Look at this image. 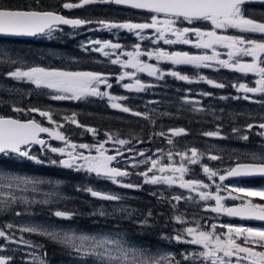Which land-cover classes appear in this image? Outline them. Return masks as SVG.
Returning <instances> with one entry per match:
<instances>
[{
	"label": "snow or ice",
	"instance_id": "snow-or-ice-1",
	"mask_svg": "<svg viewBox=\"0 0 264 264\" xmlns=\"http://www.w3.org/2000/svg\"><path fill=\"white\" fill-rule=\"evenodd\" d=\"M111 3L123 5L131 9L143 10L150 15V22L134 23L122 22L112 23L99 21L105 28L111 30L113 28L125 29L134 33L141 41L151 39L152 43L158 44L163 41L166 45L185 44L192 45L197 49L211 50V55L207 53L193 55L184 51L169 52L162 48L152 50H141V44L137 43L133 46V51L117 53L116 50L122 48L119 43L111 41L101 42L99 40L90 43L98 45L93 51L102 52L105 57L115 54L116 58L111 59L112 64L120 65L124 69H133L134 71H124L118 76V82L123 81L126 77L133 80V83L124 84L123 87L128 90L141 92L146 90L150 85H146L137 78L136 73H147L149 76L163 79L165 73L158 66L147 63L141 57L145 56L148 60L155 59L157 62L167 61L173 65H192L199 67H212L213 64L219 67L240 72L245 75L253 74L258 77L255 80V86L250 87L245 83L233 84L238 91L245 93L243 99L250 100L252 97L248 93L264 95V39L257 40L244 34H260L264 36V21H257L250 16L245 15L244 6L250 0H79L78 3H64L63 7L67 9L83 7L92 3ZM264 2V0H262ZM197 21H206L211 24L210 29H202L200 27H182L177 26L178 23L186 22L188 25H194ZM91 23L82 19H69L51 11H38L25 8H11L0 6V34L11 36H37L47 35L51 38L53 31L57 30L59 25H70L73 28ZM151 29L152 36L142 35L145 30ZM229 29H235L241 35L226 34ZM219 30V31H218ZM194 38V39H193ZM227 49V59H221V54L217 48ZM106 49L113 50L111 53ZM121 55L127 59H121ZM243 57H250V61H245ZM9 62L15 63L10 60ZM172 77L181 81L192 83L189 76L178 71H170L167 73ZM7 75L17 81H27L36 88L53 90V100H81L87 97H107L110 106L119 109L122 112H132V110L119 103L118 101L126 99V97H116L107 91H101L100 85H106L111 88L108 82V75L100 72L92 71H64L45 67H29L26 70L17 67L10 71ZM199 80L205 81L209 85L216 88H224V83L216 82L204 76H200ZM203 95H211L203 93ZM226 98V97H222ZM240 98V97H237ZM191 103V101H188ZM264 104V101H253ZM16 112H36L39 116L46 118L49 123H56L53 120L52 113L39 108H29L27 110L14 107ZM135 116H143L149 119L147 113L132 112ZM71 123L79 125L78 121L73 118L66 117ZM154 123V121H153ZM62 125L57 124V128ZM254 127L264 130V122L258 125L247 124L246 129L250 132ZM87 131L95 134L96 130L87 128ZM233 133H240L239 138L247 141L249 136L241 133L238 128L232 129ZM170 135L165 132H159L157 135L166 137L168 144H173L172 137L186 134L183 128L169 130ZM40 133H48L56 140L64 141L69 150L65 148L51 147L46 141L40 138ZM107 135V134H106ZM208 137L225 138L219 130L203 133ZM264 137V131L257 133ZM109 139L112 137L109 135ZM116 143L125 145L130 143L128 140L116 139ZM41 145L43 148L66 156L67 159L59 161V164L65 168H74L77 171L84 170L88 173H95L96 176L110 180L114 184H120L125 188H139L140 185L130 183H122L121 177L129 176L127 170L113 167L112 162L116 160V156L107 155L104 149V143L90 146L88 144H70L66 137L59 131L49 129L42 126L35 119L22 121L20 119L0 116V209H6L11 203H15L17 197L11 192H4L2 189L21 188L27 190L29 185L35 186L41 183H51L38 178L22 175H12L4 171L5 163H16L23 161H33L37 164H43L36 155H33L30 146ZM95 148L96 155H84L83 152H77L76 149ZM163 153L162 149L157 150ZM190 153V154H189ZM20 158L19 161H13L12 156ZM122 155V153H118ZM144 156V152L139 153ZM251 162L237 163L234 167H230L223 174L218 170L210 168L207 164H201L203 173L207 179L215 185V191H209L211 185L204 183L199 179L185 180V175L191 171L188 165L200 164L204 153L199 152L195 147L185 151L173 153L171 151L159 156L156 159L148 157L139 163L150 164L146 171L140 172L139 175L144 178L146 184H165L172 186L178 183L182 189L190 192L195 191L199 197V201H214V205H206L205 210L216 214H224L229 217H240L242 219H255L264 221V203H256L251 198L259 197L264 201V188L254 190L244 187H232L228 191L227 186L223 185L229 177L240 176H264V153H250ZM178 156L177 162L174 157ZM167 159V163L164 159ZM7 158V159H5ZM208 159H221L218 155H208ZM83 161V163H77ZM52 164L58 163L55 160L49 161ZM134 167L136 165H133ZM151 173V175H150ZM220 183H216L217 178ZM35 191V187H33ZM93 197H97L106 201H119L121 196L111 193H101L92 188L85 189ZM227 191V196L221 194ZM233 193H242V196L233 195ZM155 195V193H153ZM187 198L175 195L172 200L179 202ZM226 199L239 200L240 203L234 206H227L224 201ZM44 203H48L47 200ZM175 208L176 205H173ZM122 213H127L130 218L132 212L123 207L118 209ZM21 213L17 212L16 215ZM100 215H106L103 210ZM55 216L70 219L72 213L65 211H56ZM151 216V212L148 213ZM174 220L180 224H188L186 218L176 215ZM141 225H147L148 220L140 221ZM11 229L12 224L6 225ZM219 227L226 228L224 233L216 231L217 225H210V230H204L199 221H194V226H187L182 231L172 237H164V239H173L177 243H186L198 245L202 251L196 253L181 254L183 260L200 259L209 264H264V228H252L244 226H233L221 224ZM21 232L35 233L46 236L49 239L61 243L66 247H70L77 255L82 257L94 258L95 264H181L174 254H165L161 256H146L143 252L126 247L125 242L121 239L112 238L109 235L93 236V235H77L76 233H66L60 231H49L40 225H25L20 227ZM0 237L6 240H12L4 230H0ZM21 242L31 246V242L23 240ZM11 257L0 256V264H10ZM43 264V261L41 262Z\"/></svg>",
	"mask_w": 264,
	"mask_h": 264
},
{
	"label": "trees",
	"instance_id": "trees-1",
	"mask_svg": "<svg viewBox=\"0 0 264 264\" xmlns=\"http://www.w3.org/2000/svg\"><path fill=\"white\" fill-rule=\"evenodd\" d=\"M78 2L79 0H0V6L3 7L54 11L69 17L91 21L84 29L57 28L53 31L51 38L47 35L30 40L0 38V45L5 46L18 56L22 60L20 68L25 70L29 67L39 66L64 71L117 74L118 66L113 65L107 57L90 50L89 47L83 48L82 43L78 41L82 37L77 36V33L91 27H97L99 21L112 23L149 22V13L100 2L72 9L63 7L64 3ZM245 15L257 21H264V5L247 6ZM91 31L94 33L95 40L113 38L111 33L95 29H91ZM84 37L87 36L84 35ZM260 37L254 36L257 40H261L262 37ZM144 45L148 47L146 44ZM177 48L180 49L179 46L175 47V49ZM14 69L15 67L8 65L5 69L0 70V80L5 83V87L0 90V114L19 119L34 118L48 127L50 126L44 122L43 117L39 116L38 113L16 112L13 108L18 107L27 110L35 107L47 110L52 113L53 120L56 122H64L66 117L73 118L83 127L70 122L69 126L71 128L68 127L64 131L70 140L71 136L68 133L72 132V136L75 135L73 137L75 141L90 144L91 141L88 137L81 139L78 133L81 134L82 130L93 128L101 134L102 140L104 134L111 133L124 139L132 138L135 141H149L154 144L164 142L162 136L157 135V133L163 131L168 134L170 129L183 128L186 130L185 135L172 137L173 146L177 150H187L195 147L206 153L208 151L202 150L203 145L205 142H212L218 146H223L224 150L219 151L217 154L221 159L213 162L207 161L209 164L217 163L221 164V167L227 168L237 163L251 162L248 155L244 156L243 150L264 147V137L257 135L258 132L264 130L254 127L248 132L246 129L247 124L258 125L264 122V104L253 102L264 101V95H259L256 98L252 97L250 100L243 99L242 93L232 85L245 83L253 87L255 82L250 79L249 75L245 76L240 72L215 66L205 69L183 65L177 68L180 73L191 78L204 76L216 82L224 83L226 87L216 88L206 82L189 83L168 75L162 83H155V88L151 84V88H147L144 90L145 92L125 93L124 97L126 99L122 104L129 107L132 112L147 113L149 119H145L143 116L133 115L132 112L126 113L112 108L106 99L100 97H87L77 100V102L75 100H53L51 98L55 94L53 90L36 88L30 82L10 78L7 73ZM4 73L5 75H3ZM187 89L194 93H210L211 95H198L201 96L199 98L201 100L200 105L198 109H194L184 102ZM233 128L240 129L241 133L246 132L249 139L247 141L240 139V133H233ZM217 130L225 138L203 135L205 132ZM111 151L113 150L111 149ZM33 154L43 160L44 163L37 164L25 160L23 162L5 163L3 168L43 178H54L62 182L64 192L69 195L68 199H72L68 204L71 207L70 213H74L72 215L74 222L80 224V226L85 228L103 224L109 227L116 226L114 218L99 214L101 209L98 205L100 202L110 205L115 201H106L97 197L86 200L88 194L85 193V189L95 186L99 180L96 174L88 176L87 173L73 169L49 166L46 162L50 161L49 157L54 159V156L43 154L39 148H34ZM12 160L19 161L20 158L13 155ZM127 194L126 191V193L120 195L124 197L121 200L126 203L128 202ZM140 205H143V203L140 202ZM140 214L143 215V211H140ZM139 219L142 221L143 217H139ZM117 227L129 234L138 236L141 241L152 242L157 237V231L155 233L146 232L143 229L144 226L141 224L135 225L129 219L119 220ZM39 238L41 239V237ZM45 243L50 244L48 249L51 251L54 245L47 240Z\"/></svg>",
	"mask_w": 264,
	"mask_h": 264
},
{
	"label": "rangeland",
	"instance_id": "rangeland-1",
	"mask_svg": "<svg viewBox=\"0 0 264 264\" xmlns=\"http://www.w3.org/2000/svg\"><path fill=\"white\" fill-rule=\"evenodd\" d=\"M182 24L183 23H178L177 26H181ZM203 24L206 26L207 29L211 28V24L209 22H204ZM207 26H209L210 28ZM91 29H95L97 31L100 30L101 32L111 33L113 35L112 39L107 38L105 40L101 39L100 41L101 42L111 41L113 43H119L122 46V48L119 50H116L117 53L133 51L134 50L133 46L139 43L141 44V50H152L155 48H162L169 52L184 51V52H188L193 55H200L204 53L211 55L210 49L209 50L197 49L193 47L192 45H183V44L166 45L163 43V41H160L158 44H154L152 43L151 39H145L141 41L132 32H129L125 29H117V28H113L109 30L105 28L103 25H101L100 23L95 28L91 27V28H88L82 31L81 33H77V36L82 37L78 41L82 43V46L85 49L89 47V49L92 50L93 48L98 47V45L90 43L92 41L97 40V39L96 40L94 39L93 37L94 33L91 31ZM231 30H234V29H229L228 32H230ZM84 35H86L87 37H84ZM142 35L152 36V30L151 29L145 30L144 33H142ZM244 35L254 38L250 34H244ZM144 44H146L148 47H146ZM176 46H179L180 49L178 48L175 49ZM106 51H109L111 53L113 50L106 49ZM217 51L221 54L220 56L221 59H227V55H226L227 49L218 47ZM98 53L104 56L102 52H98ZM107 58L111 61V59H115L116 56L115 54H112ZM121 59H127V57L121 55ZM141 59L146 61L147 63H151V64L158 66L165 73L163 79H157L156 77L149 76L146 72L136 73L137 78H139L142 83L146 85H150V87H147L148 89L151 88V84H153V87L155 88L156 84L162 83L164 79H166V76H168L167 74L168 72L173 71V70L177 71L178 67L183 66V65H173L167 61L157 62L155 59L148 60V58L145 56H142ZM242 59L245 61H250L251 58L243 57ZM10 60L15 61V63L9 62ZM20 63H22V60H20V58L13 51L7 49L3 45H0V70L5 69L6 66L8 65L15 67V69L17 67L20 68ZM113 65H117V64H113ZM117 66H118L117 74L108 75V82L112 85V87L107 88L106 85L102 84L100 85L101 91H107L111 95L116 96V97H124L125 93L131 94V93L145 92V91L136 92L134 90L130 91L124 88L123 87L124 84L133 83V80L126 77L123 81L118 82V76L122 74L124 71L132 72L134 70L130 68L129 69L121 68L120 65H117ZM166 66H168V68L165 69ZM214 66L219 67L218 65L213 64L212 67ZM199 68L210 69L211 67H199ZM3 75H5V73ZM250 75L253 76L254 81L258 79V77L254 76L253 74H250ZM199 77L200 76H195L192 78L190 77V79L193 81L192 83L205 82V81L199 80ZM4 87H5V83L2 80H0V90L3 89ZM240 93H242L243 96L245 95V93H243L242 91H240ZM186 95L187 96L184 98L185 104L190 107H193L194 109H198L200 105L201 100L199 98L201 96H198V95L207 96V95H203V93H198V92L194 93L190 89L186 90ZM247 95L256 98L260 94L254 95L252 93H248ZM104 99H106L107 102L109 103L107 97H104ZM124 100H120L118 102L122 104ZM188 101H191V103H189ZM44 120L52 129L62 132L63 134H65L64 131L67 130L68 127L71 128V126H69L70 120H66L64 122H56V123H49V121L46 118H44ZM57 124L62 125V127L57 128ZM68 134H70L71 136L70 144H76L77 146L80 144H88L90 146H93V145H99L100 143H104V149L106 150V154H111V149L116 152L119 151V153H122V156L120 157V161L123 162V165H125V167L127 168L131 164L130 162L131 153H129L131 146L134 145V146L139 147V150H144L146 154L136 159L135 161L136 164H134L136 165L135 170L139 167H145V169L147 170L150 164H143L139 162L147 159L148 157L156 159L159 156H162L169 151L173 153H176L179 151H185V150H177L173 146V144L172 145L168 144L166 137H161L164 139L163 140L164 142H157V143L152 144L149 141H146V142L135 141L132 138L124 139V138H121L117 134L109 133L107 135L104 134L105 136H104V139L102 140L101 134L97 132L93 134L92 132L87 131V129H84L82 130V133H81L82 135L80 133L78 134L81 139L88 137V139L91 141V143L89 144V143H80L78 141H75L73 138L75 137V135L72 136V132ZM109 135L112 137L111 140L109 139ZM167 135H170V133H168ZM116 139L128 140L130 141V143L125 144V145H120L115 142ZM129 145L130 147L128 148ZM146 146H149V147H146ZM203 146L204 148L202 150L208 151V152L204 153V156L202 157L200 164L188 165L191 171L185 175V180L199 179L203 181L204 183H208L211 185L210 189H208L209 191H215V185L212 184V182L207 179L206 175L203 173L201 164H207L210 168L214 170H218L221 174H223L225 170L228 169L227 167H221L220 166L221 164H217V163L209 164L207 160H210L208 159V155L210 154L217 155L219 151H223L224 148L223 146H218L209 141L205 142ZM52 147L65 148L66 151L69 150L66 144L52 145ZM158 149H162L163 153H158L157 152ZM76 151L83 152L84 155L86 156L92 153L93 154L96 153L94 147L90 149H80L79 147H77ZM243 151H244V156L248 155L250 157L249 154L253 152L257 154L264 153V147H259L255 149H247ZM44 152H45V155L54 156V159L49 157L50 161L55 160L58 162L56 164L46 162L47 165L53 166V167L65 168L59 164V161L63 159H67L66 156H62L58 153H52L49 150H45ZM199 152L203 153L201 150H199ZM32 154H33V151H32ZM174 158L177 162L179 161L178 156ZM213 161L214 160H210V162H213ZM164 162L165 163L168 162L166 157L164 159ZM77 163H83V161H78ZM3 169L8 174L29 176V177L38 178L44 181H51V183L45 182V183H41L35 186L29 185L27 190H23V186H21V188L2 189V191L11 192L17 197V200L15 203H11L6 209H0V230H4L9 236L12 237L13 241H16V242H12V241L6 240L5 238L0 237V256L11 257L12 259L10 261V264H41L42 261H43V264H95L94 258L79 256L70 247H66L65 245L61 243L55 242L46 236H41L35 233L21 232L19 230L20 227L25 226V225H40L44 228H47L49 231L55 230V231L66 232V233H76L77 235H81V234L93 235V236L109 235L112 238L121 239L123 242H125L126 247L130 249L139 250L143 252L146 256L157 257V256L169 254V253L174 254L176 259L181 261V264L185 262L188 264H209V262H203L198 258L190 259L187 261L183 260L181 254H188V253H194V252L198 253L202 251V248L198 245L177 243L175 240L169 239L172 245L169 247L168 245H164L163 243H160L159 240H162V239L164 240V237L174 236L176 229L177 231H182L187 226H194V221H199L200 225L204 228V230H210V225L216 224L217 225L216 231L218 233H224L227 231L226 228L219 227V225L221 224L252 227V228H264L261 226L242 225L239 223H233V222L227 221V219H223L224 216L222 214L218 215L211 211L205 210L206 205H214L215 203L214 201H207V202L199 201V197L197 193L195 191L190 192L187 189H182V192L184 194L180 195V193L182 192H181V189L178 187V195L185 197V198L191 196L193 197V199L191 200L182 199L181 201L177 202V204L180 202L182 203L183 208H184L183 211H181L180 213L178 211H175L174 213V211L172 210L171 215L167 217L168 224H171L174 227L171 230L173 235L168 236L166 234L159 232L157 234V237L154 238L152 242L150 241L145 242V241H141L138 236L129 234L128 232L117 227V223L119 220H126V219L131 220L135 225L141 224L139 217L145 216V214L144 215L140 214V210L138 208H134L133 206H131L130 204H127L123 200L112 202L110 203V205L105 204V202H100V204H98L100 206V209L103 210L105 213H107L106 215H103V216L114 218L116 220V226L109 227L103 224V225H95L89 228H85L83 226H80L76 222H74L73 216L70 219H65V218L57 217L54 215V213L58 210L69 212V213L71 211V207L68 204L70 203L72 199H68L69 195H67L64 192L62 182H59L57 181V179H54V178H43L37 175L24 174L19 171H15L11 169H5V168ZM71 169L76 170L75 167ZM80 172L87 173L88 176L95 174V173H88L87 171H84V170H80ZM214 179L216 180V183H220L218 180V177ZM120 180L122 181V183L131 184L129 176L122 178ZM223 185L227 186L228 191H230L232 187H244V188H249V189H254V190L264 188V182L258 183L256 185H252L250 183H242L240 181H233V180L226 181L225 180L223 181ZM33 187H35L36 189L35 191L33 190ZM89 188H92L101 193H111V194H115L119 196L126 193V191L128 192V188L122 187L120 184H114L110 180H107L104 178H99L98 182H96V185L89 187ZM85 193L88 194V197L86 200H92L93 196L86 190H85ZM221 194L224 196H227L228 192L222 191ZM233 195L242 196L243 194L233 193ZM123 198L124 197H122V199ZM251 199L256 203H264V201H261L259 197H252ZM45 200H47L48 203H44ZM233 202L236 204L240 203L239 200H232V199H226L224 201V203L227 206L231 205L230 203H233ZM121 207L128 209L130 212H132V215L130 218L128 217L127 213H122L118 210ZM187 207L191 208V210H186ZM17 212L21 214L16 215ZM181 214H183V216L186 218V220L189 223L182 224V226H176L174 223H177V222L174 220V217L176 215H181ZM8 224H12L14 225V227L9 229L6 227V225ZM21 237L23 238V240L30 241L31 246L22 243ZM39 237H41V239ZM156 239L158 240L156 241ZM46 240L51 242L54 245L53 248L51 247L52 248L51 251H49L48 249L50 244L45 243Z\"/></svg>",
	"mask_w": 264,
	"mask_h": 264
},
{
	"label": "flooded vegetation",
	"instance_id": "flooded-vegetation-1",
	"mask_svg": "<svg viewBox=\"0 0 264 264\" xmlns=\"http://www.w3.org/2000/svg\"><path fill=\"white\" fill-rule=\"evenodd\" d=\"M247 6H251V5H245L244 11H245V8ZM149 15H151V14H149ZM204 22H206V21H197L194 25H188L186 22H183V24L181 26L182 27L195 26V27H200L202 29L207 30L206 26L203 24ZM207 27H209V26H207ZM226 34H230V35L239 34V35H241V33L236 31L235 29L231 30L230 32H227ZM258 35L261 36L260 34H258ZM261 37H260L261 39H264V36H261ZM247 75L250 76V79H253L252 75H250V74H247ZM247 75H245V76H247ZM248 86H250V85L248 84ZM43 120H44V117H43ZM38 122H40V121H38ZM44 122H45V120H44ZM133 142H135V141H133ZM58 144H60V143H55L54 141H49L47 143V145H49L51 147H52V145H58ZM146 147H148V146H146ZM45 150H47V149L45 148L44 151ZM44 151L42 150L43 153H45ZM140 152H144V154H146V152L144 150H139V147L134 146V145L131 146V149L129 150V153H131V155H130L131 164H130V166H128V168L125 167V165H123V162L120 161V158L118 159V161H116V163H117L116 165L118 167L126 168L127 171L129 172V178H130L131 184L140 185L139 188H128V194L126 196L128 198L127 204H130L134 208H138L140 211H143V215L145 214V216H143V220H145V218H147L148 223H147V225H143L144 231H146V232L150 231L153 233H155L157 231V234L160 232V233L166 234L168 236H171V235H173L171 230L174 227L171 224H168L167 217H169L171 215L172 210L174 211V213H175V211H178L180 213L184 209L181 202L177 204L176 201L172 200L173 196L178 195V187H179L178 183L179 182H177V184H174L172 186L165 185V184L153 185V184L144 183V178L142 176H140L139 173L146 171L145 167H139L135 170V167L133 166L134 164H136L135 163L136 159L140 157V155H139ZM96 154L97 153H94V154L92 153L91 155L94 156ZM150 175H151V173H150ZM234 181H238V180H234ZM240 182L250 183L252 185H256L258 183L264 182V178H252V179L243 180ZM180 189L182 192V188H180ZM160 191H162V192H160ZM153 193H155V195H153ZM182 194H184V193L183 192L180 193V195H182ZM140 202H142L143 205H140ZM233 203H230L231 205H229V206L238 205L236 203H234V204ZM173 205H176V207L174 208ZM186 210H191V208L187 207ZM149 212H151V216H148ZM222 215L224 216L223 219H227V221H230L233 223L264 227V223L246 222V221H242V220H238L236 218L226 216L224 214H222ZM174 224L176 226H182V224H178V223H174ZM176 234H177V229L174 233V236ZM159 242L163 243L164 245H168L169 247L172 246L170 243L171 241H169V239H164V240L162 239V240H159Z\"/></svg>",
	"mask_w": 264,
	"mask_h": 264
},
{
	"label": "water",
	"instance_id": "water-1",
	"mask_svg": "<svg viewBox=\"0 0 264 264\" xmlns=\"http://www.w3.org/2000/svg\"><path fill=\"white\" fill-rule=\"evenodd\" d=\"M259 3H262V0H250V2H248L246 5H249V4H259ZM119 6H122V7H126V6H123V5H119ZM51 12H54V11H51ZM59 15H62L64 16L65 18H69V19H78V18H72V17H68V16H65L61 13H58V12H55ZM87 26V24H84L82 26H79V27H76V28H85ZM58 27H66V28H70V29H74L72 26L70 25H59ZM43 35V34H41ZM40 35H37V36H11V35H4V34H0V38H8V39H33V38H36ZM1 116V115H0ZM11 118H14V117H11ZM17 119V118H16ZM30 120V119H28ZM22 121H27V120H22ZM38 122V121H37ZM42 125V124H41ZM43 126V125H42ZM50 129V128H49ZM40 138L43 139L44 141H47L48 140H53L55 142H64V141H60V140H56L54 139L53 137H51L48 133H40ZM36 146L40 147V148H43V146L41 145H38V144H35ZM107 155H114L116 156V158L118 157V154L117 153H114V154H107ZM0 156H2V154H0ZM116 161V160H115ZM115 161L112 162V165L115 163ZM236 165V164H235ZM234 165V166H235ZM233 166V167H234ZM114 167V166H113ZM124 170V169H122ZM252 178H264V176H240V177H229L227 178L226 180H248V179H252ZM234 206V205H233ZM227 216V215H226ZM232 218H236L238 220H242V221H246V222H253V223H264V221H259V220H255V219H242L240 217H232Z\"/></svg>",
	"mask_w": 264,
	"mask_h": 264
},
{
	"label": "bare ground",
	"instance_id": "bare-ground-1",
	"mask_svg": "<svg viewBox=\"0 0 264 264\" xmlns=\"http://www.w3.org/2000/svg\"><path fill=\"white\" fill-rule=\"evenodd\" d=\"M157 219V218H156Z\"/></svg>",
	"mask_w": 264,
	"mask_h": 264
}]
</instances>
